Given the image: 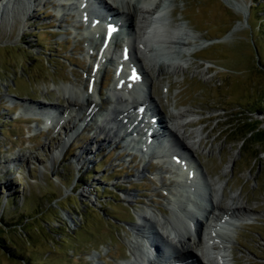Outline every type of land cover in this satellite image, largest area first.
Wrapping results in <instances>:
<instances>
[{"label": "rangeland", "instance_id": "374dc122", "mask_svg": "<svg viewBox=\"0 0 264 264\" xmlns=\"http://www.w3.org/2000/svg\"><path fill=\"white\" fill-rule=\"evenodd\" d=\"M50 1L35 4L29 16L22 7L0 15V264H120L130 253L139 211H165L156 180L164 174L142 159L139 175V156L121 141L92 149L82 139L92 140L90 129L80 128L77 137L69 129L78 122L65 127L68 133L56 125L45 131L43 119L23 112L24 103L45 98L59 102L60 113L63 87L86 93L89 85L88 46L73 20L63 15L67 25L56 17L58 0ZM234 1L247 11L240 14L224 0L175 1L174 19L201 39L219 41L196 50L183 75L162 77L152 95L164 105L162 115L196 114L195 127L186 131L203 132L187 143L206 183L214 185L219 205L235 195L251 213L232 228L231 264H264V142L247 133L264 130V0ZM104 70L107 97L112 75ZM85 149L91 155L78 161ZM125 191L132 195L128 203Z\"/></svg>", "mask_w": 264, "mask_h": 264}, {"label": "bare ground", "instance_id": "6f19581e", "mask_svg": "<svg viewBox=\"0 0 264 264\" xmlns=\"http://www.w3.org/2000/svg\"><path fill=\"white\" fill-rule=\"evenodd\" d=\"M40 1H42V3L39 4L50 3V0H0V15H3V10L12 12L11 8L13 9V7H15L18 12L19 7H22V11L25 15L29 16V13H31L30 10ZM63 1L66 3L65 5H70L67 9H72L74 12L79 11L76 13L79 15V20L76 18L73 22L75 26L81 25L80 14L89 12L85 0ZM98 1L100 3L103 1L110 12L120 14L123 17L125 24L128 27L127 29L130 31V42L125 44L124 40L121 41L120 36H118L114 39V42L110 47L99 55V50L102 46V38H99L97 32V35L95 36L89 37L88 39H82L80 42L89 47L88 53L93 60V65L98 66L96 72L88 71L87 74V82L92 84L91 91L87 90L86 93H83L81 90L63 87V94L61 91L60 92L62 95L61 98L66 103V107L62 112H58L59 106L56 108H48L45 107L44 103H24L23 106L25 109L23 112L32 113L36 118H44L45 113L58 115L57 124H61L60 127L65 133H68L66 132L65 127L69 128V123L78 122L80 125L82 124L84 131L90 129L89 131L90 134H92V140L87 141V139H82L85 140L86 145H89L92 149H94L93 147L95 146L99 149V145L106 148V146L111 143H114L116 147H119L121 141V145L124 143L125 148H131V150L135 149L139 153L142 151L141 149H138L140 148L138 144L135 145L133 142H129L128 139H132L134 135H139H137V133L134 134L138 126L133 128H131V126L138 118V114L135 112L137 106L144 104V101L139 100L137 92L139 89L147 88L149 94L146 96V100L149 99L155 109L150 117H158L160 130H163L165 127V132H167L169 137L175 141V145H169L170 147L165 149L162 147L159 150L150 148L147 150L146 148L148 155L144 156L145 154H143L141 158L145 162L156 160L157 162L165 164L164 169L161 167L159 169L165 176H169L175 166L180 165L181 167L186 165V160L183 158L188 157L190 161L194 162L197 151L193 149L187 141L190 139V136L195 138L199 137L202 135L203 131L201 132L199 130L200 132H198L195 130L193 133L186 131L189 127L194 128L196 122L191 121L194 120L191 117L196 114L191 112L190 115V110H173L171 113L169 112L170 115H162L164 105L152 95L154 84L159 82L162 77L166 75H183L190 64L189 59L196 50L205 49L213 42L219 40L210 41L203 38L201 39V37L196 36L186 21L181 22L174 19L173 5L176 0ZM224 1L228 6L233 10H237L240 14L247 11V6L244 4L238 3L234 0ZM74 2H77L78 5H82L81 9L75 11V9H73L76 6ZM159 4H165L161 14H159V12L156 13L159 11ZM64 8L58 7V10L64 11L66 9ZM61 13L62 16L66 15L63 12ZM89 13L88 16H91ZM62 16L61 22L68 25L69 21L67 20L66 23L62 19ZM75 30L80 29L75 28ZM96 30H98V28H96ZM124 45V49H127L130 52V57L127 62H123L121 57L117 55V49L119 47L122 49ZM94 51H96V53H94ZM112 59L117 60L116 67L119 69L117 74L118 79L115 80L113 77L111 78L109 93L107 97H104L103 90L106 88V82L103 78L102 66L104 64H110ZM134 71L138 75L136 79L132 78V73H134ZM112 74L114 76V71ZM168 89L169 85L166 87V94H168ZM44 100L46 99L44 98ZM56 103L57 105L59 104V102ZM52 104H54L53 101L51 102V105ZM174 104L176 106L175 102ZM130 115H134L135 118H133V120L130 119ZM98 117H102V121H98ZM148 119L150 118L148 117ZM71 126L72 127L69 129H73L72 132L76 133L74 137L79 136L80 129L75 128L78 126L76 124L75 127L73 124ZM139 127L141 126L139 125ZM200 142L197 143L199 146ZM63 146H65V143H63ZM112 146L114 147V145ZM91 150H83L80 153L81 155L79 154L80 156L77 157L79 159L78 161L83 159L85 152H89L88 155H91ZM100 150H102V148ZM180 153L183 154L182 157ZM175 158L179 159L177 165L174 161ZM142 159L140 160L141 167L143 163L145 164ZM134 160L135 157H133L132 161ZM83 162L82 165L86 164L85 161ZM198 162L197 165L199 167L202 166L200 161ZM137 173L143 175L144 166L140 171H137ZM191 173V170L184 169L180 174L172 173L173 176L171 177H174V179L173 181L169 180L167 182L168 184L164 183V179L159 181L161 190L167 195V197H164L162 194L163 200H167V208L165 211H162L159 208L154 211L151 208L146 207V209L142 211L140 210L141 212L139 211L137 217L141 224L135 223L130 228V231L133 233V240L130 242V254L133 256V260L126 261L124 264H154L150 263L147 253L144 250V240L151 244H155L157 240L168 242L170 241L167 234L169 229L171 230L173 237L178 241V245H170L169 257L166 259L158 253L157 264H173L175 262L184 264L178 259H190L194 256L195 252H201V250L204 256L203 258L208 261V264H229V262L231 264L232 260L227 255L228 248L226 245L230 244L233 240L232 235L234 232L232 228L237 226L238 221L247 218L251 213L238 201L237 196L235 195H232L228 199L226 207L219 205V198L215 195V190L212 189V187L214 188V185L206 183V172L203 169L201 170V174L202 181H204L203 190L207 197V207H210V210H208L203 203H199L201 191L195 186V179H191ZM184 184H187L188 188L195 190L196 197L194 198V207L199 211L200 217L206 220L204 226H206V229L209 232L208 237L203 233L202 229L204 226L197 227V238L191 237L192 235L187 224L196 219L195 214L188 209L189 205L183 202L179 197L178 193L183 192L184 195L188 190ZM126 192L128 191L122 193V201L124 202V197L125 201L128 203L129 200L131 201L132 195H130L129 192V194H124ZM139 202L140 200L135 201V203ZM205 243L209 244L210 250H207V248L206 250L204 249ZM230 257H232L231 253ZM200 264L205 263L201 261Z\"/></svg>", "mask_w": 264, "mask_h": 264}, {"label": "trees", "instance_id": "16d2710c", "mask_svg": "<svg viewBox=\"0 0 264 264\" xmlns=\"http://www.w3.org/2000/svg\"><path fill=\"white\" fill-rule=\"evenodd\" d=\"M262 106L264 107V102L262 103ZM247 133H251V136H250V137L255 136L256 139H257V142H258V143H259V142H264V130H262V131H258V132H256V133H253V129H251V130H249ZM246 135H247V134H245V135L243 136V138L247 137Z\"/></svg>", "mask_w": 264, "mask_h": 264}, {"label": "snow or ice", "instance_id": "6c2138e0", "mask_svg": "<svg viewBox=\"0 0 264 264\" xmlns=\"http://www.w3.org/2000/svg\"><path fill=\"white\" fill-rule=\"evenodd\" d=\"M108 31H109V33H111L112 31H114V29L112 27H109ZM132 78L133 79H136L137 78L136 75H135V73L132 74Z\"/></svg>", "mask_w": 264, "mask_h": 264}]
</instances>
